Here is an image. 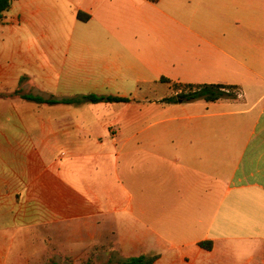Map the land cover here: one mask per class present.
<instances>
[{
  "label": "crops",
  "instance_id": "1",
  "mask_svg": "<svg viewBox=\"0 0 264 264\" xmlns=\"http://www.w3.org/2000/svg\"><path fill=\"white\" fill-rule=\"evenodd\" d=\"M172 84L235 97L164 103ZM16 89L127 101L84 120L75 104L3 96ZM108 239L119 259L264 264V0H15L4 13L0 264L15 248L26 264L38 241Z\"/></svg>",
  "mask_w": 264,
  "mask_h": 264
},
{
  "label": "rangeland",
  "instance_id": "2",
  "mask_svg": "<svg viewBox=\"0 0 264 264\" xmlns=\"http://www.w3.org/2000/svg\"><path fill=\"white\" fill-rule=\"evenodd\" d=\"M152 82L153 81L141 82L138 85V87L139 88L152 87L153 86ZM155 93L158 95L163 94L162 88L160 89L157 88ZM71 98H80V96L70 97V99ZM94 104H98V103H90L87 101H83L80 104H75L79 106L77 108V111L75 112V116L84 120H93V119L107 120L108 118H112L114 116L113 113H110L105 109L90 108L93 107ZM23 241L25 240L19 239V243L17 244V246L22 245ZM55 243L57 245H55L53 248L52 247L46 248V247H41V241H38L39 248L37 249V255L35 257L32 256L31 259L28 260L26 264H85V263L104 264L109 261L115 262L119 259V256L117 255V251L115 249V245L113 241H111L110 239H108V244L103 246L102 248L93 247L91 249H85L73 244H70L69 245L70 248L68 249V247L63 246L62 243H58L57 241H55ZM23 244H26V242H24ZM18 250L19 248L13 249L14 252L11 251L9 254H6L5 256L1 257V259L5 258L6 261L10 262V264H22L21 261L22 258L18 253Z\"/></svg>",
  "mask_w": 264,
  "mask_h": 264
},
{
  "label": "trees",
  "instance_id": "3",
  "mask_svg": "<svg viewBox=\"0 0 264 264\" xmlns=\"http://www.w3.org/2000/svg\"><path fill=\"white\" fill-rule=\"evenodd\" d=\"M15 0H0V22L3 19L4 13L9 9L11 3ZM164 80V79H161ZM165 82H169L165 80ZM173 88L181 87L180 93L177 95H172L169 97H165L162 99L164 103H178V102H190L198 99H203L207 102H212L218 100L220 98H234L235 95L232 91V87L220 84H209V85H178L172 84ZM16 95L23 100L35 102V103H47V104H55L58 102L62 103H70V104H80L83 101H87L90 103H119L126 102V98L118 97V96H103V95H95V94H86L79 95L80 98H71V99H63L57 101L52 98L43 99L42 97L23 93L20 89H16L12 93L3 95V96H12ZM205 249L211 248L210 242H201L199 244ZM158 258V255L149 254V255H139L128 258H120L115 262H107L104 264H153L155 260ZM86 264V263H85Z\"/></svg>",
  "mask_w": 264,
  "mask_h": 264
}]
</instances>
